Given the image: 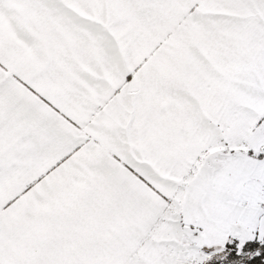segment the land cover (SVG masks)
<instances>
[{
	"label": "snow or ice",
	"instance_id": "snow-or-ice-1",
	"mask_svg": "<svg viewBox=\"0 0 264 264\" xmlns=\"http://www.w3.org/2000/svg\"><path fill=\"white\" fill-rule=\"evenodd\" d=\"M0 264H264V0H0Z\"/></svg>",
	"mask_w": 264,
	"mask_h": 264
}]
</instances>
